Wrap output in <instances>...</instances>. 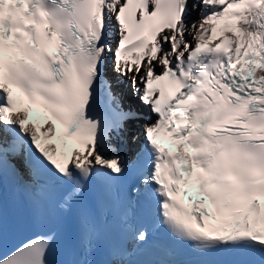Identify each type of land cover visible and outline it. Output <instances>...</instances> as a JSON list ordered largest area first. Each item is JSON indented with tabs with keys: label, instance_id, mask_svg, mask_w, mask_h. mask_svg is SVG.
<instances>
[{
	"label": "snow or ice",
	"instance_id": "snow-or-ice-1",
	"mask_svg": "<svg viewBox=\"0 0 264 264\" xmlns=\"http://www.w3.org/2000/svg\"><path fill=\"white\" fill-rule=\"evenodd\" d=\"M262 202L264 0H0V264H264Z\"/></svg>",
	"mask_w": 264,
	"mask_h": 264
},
{
	"label": "bare ground",
	"instance_id": "bare-ground-1",
	"mask_svg": "<svg viewBox=\"0 0 264 264\" xmlns=\"http://www.w3.org/2000/svg\"><path fill=\"white\" fill-rule=\"evenodd\" d=\"M195 15H197V13H193L194 19H197V17L195 18ZM194 19H193V20H194Z\"/></svg>",
	"mask_w": 264,
	"mask_h": 264
},
{
	"label": "rangeland",
	"instance_id": "rangeland-1",
	"mask_svg": "<svg viewBox=\"0 0 264 264\" xmlns=\"http://www.w3.org/2000/svg\"><path fill=\"white\" fill-rule=\"evenodd\" d=\"M194 19V18H193Z\"/></svg>",
	"mask_w": 264,
	"mask_h": 264
}]
</instances>
